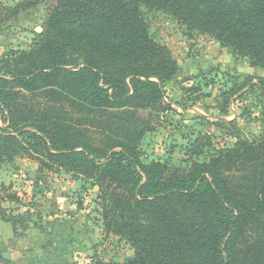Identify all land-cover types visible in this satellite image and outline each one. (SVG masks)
<instances>
[{
  "label": "trees",
  "instance_id": "trees-1",
  "mask_svg": "<svg viewBox=\"0 0 264 264\" xmlns=\"http://www.w3.org/2000/svg\"><path fill=\"white\" fill-rule=\"evenodd\" d=\"M40 3L43 30L0 58V166L27 157L40 169L92 180L108 234L134 249L97 264H264V77L258 136L214 146L204 161L145 163L140 142L171 109L164 85L179 65L155 40L142 6L162 10L264 65V0L0 1V21ZM232 124V122L228 123ZM0 219L21 215L3 202Z\"/></svg>",
  "mask_w": 264,
  "mask_h": 264
},
{
  "label": "rangeland",
  "instance_id": "rangeland-1",
  "mask_svg": "<svg viewBox=\"0 0 264 264\" xmlns=\"http://www.w3.org/2000/svg\"><path fill=\"white\" fill-rule=\"evenodd\" d=\"M0 1L13 6L21 0ZM142 10L153 38L170 49L179 65L174 79L164 85L171 109L155 115L154 127L145 130L140 142L143 161L187 167L195 150L203 153L194 160L204 161L214 146L230 147L238 136H258L262 103L250 86L264 77V65L169 13ZM46 16L47 6L40 3L0 21V58L11 49H28ZM2 184L8 188L5 195L19 198L3 206L22 218L17 233L11 222L0 219V264H97L134 255L126 240L108 234L99 188L92 180L64 170H41L38 161L23 157L1 164L0 189Z\"/></svg>",
  "mask_w": 264,
  "mask_h": 264
},
{
  "label": "water",
  "instance_id": "water-1",
  "mask_svg": "<svg viewBox=\"0 0 264 264\" xmlns=\"http://www.w3.org/2000/svg\"><path fill=\"white\" fill-rule=\"evenodd\" d=\"M3 257L5 259H10V254L8 252H3Z\"/></svg>",
  "mask_w": 264,
  "mask_h": 264
}]
</instances>
